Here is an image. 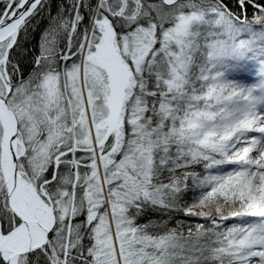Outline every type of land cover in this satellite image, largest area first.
Returning a JSON list of instances; mask_svg holds the SVG:
<instances>
[{"label":"snow or ice","instance_id":"1","mask_svg":"<svg viewBox=\"0 0 264 264\" xmlns=\"http://www.w3.org/2000/svg\"><path fill=\"white\" fill-rule=\"evenodd\" d=\"M0 264H264V0H0Z\"/></svg>","mask_w":264,"mask_h":264}]
</instances>
